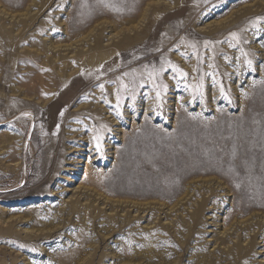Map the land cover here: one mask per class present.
Here are the masks:
<instances>
[{"label": "rangeland", "instance_id": "374dc122", "mask_svg": "<svg viewBox=\"0 0 264 264\" xmlns=\"http://www.w3.org/2000/svg\"><path fill=\"white\" fill-rule=\"evenodd\" d=\"M0 264H264V0H0Z\"/></svg>", "mask_w": 264, "mask_h": 264}, {"label": "bare ground", "instance_id": "6f19581e", "mask_svg": "<svg viewBox=\"0 0 264 264\" xmlns=\"http://www.w3.org/2000/svg\"><path fill=\"white\" fill-rule=\"evenodd\" d=\"M107 46V45H106ZM112 114V113H111ZM114 116V115H113ZM116 117V116H115ZM117 119V118H116ZM115 119V120H116ZM108 121L107 120H101L98 124V128H97V132H96V143H98L100 141V139H102L103 136H105V132L108 128ZM170 212V211H169ZM254 241V240H253ZM150 250V249H149Z\"/></svg>", "mask_w": 264, "mask_h": 264}, {"label": "snow or ice", "instance_id": "6c2138e0", "mask_svg": "<svg viewBox=\"0 0 264 264\" xmlns=\"http://www.w3.org/2000/svg\"><path fill=\"white\" fill-rule=\"evenodd\" d=\"M249 63H251V62L249 61ZM158 98H159V94H158ZM97 148L99 150V148H100V145L99 144H97Z\"/></svg>", "mask_w": 264, "mask_h": 264}]
</instances>
